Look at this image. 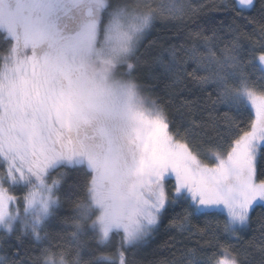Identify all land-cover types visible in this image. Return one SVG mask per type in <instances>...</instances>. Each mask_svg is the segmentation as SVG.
Masks as SVG:
<instances>
[{"label":"snow or ice","instance_id":"1","mask_svg":"<svg viewBox=\"0 0 264 264\" xmlns=\"http://www.w3.org/2000/svg\"><path fill=\"white\" fill-rule=\"evenodd\" d=\"M0 264H264V0H0Z\"/></svg>","mask_w":264,"mask_h":264},{"label":"trees","instance_id":"2","mask_svg":"<svg viewBox=\"0 0 264 264\" xmlns=\"http://www.w3.org/2000/svg\"><path fill=\"white\" fill-rule=\"evenodd\" d=\"M195 2H200V0H195ZM204 2H208V0H204ZM179 27V21L158 22L157 28L150 36V39L156 40L158 43H162L169 38H172V42H180L176 38V33ZM141 51L143 52V49ZM145 72L146 68L141 67L140 71L137 72L136 75L143 77ZM153 84L155 86V92L153 93V95L164 97L165 99H167L165 83L153 81ZM222 111H226V109H222ZM201 226H203L202 222ZM253 227H256V225H253ZM251 235V233H248L245 239L251 238ZM172 236H176L177 239H181V237L177 236L176 233L166 231L162 228L160 232L156 234L150 246L137 253V259L151 260L153 258L152 253L154 251L157 253V259H164L170 257L169 248L165 247V243L168 242ZM185 243L188 245V247H196L195 238H193V240L191 241H185ZM201 243H203V241H201ZM232 243H235V241H232Z\"/></svg>","mask_w":264,"mask_h":264}]
</instances>
